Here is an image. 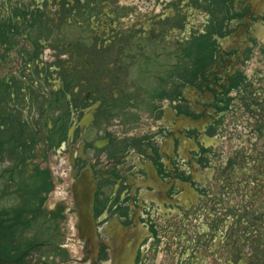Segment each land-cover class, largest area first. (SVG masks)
Segmentation results:
<instances>
[{
    "label": "flooded vegetation",
    "instance_id": "af4514ba",
    "mask_svg": "<svg viewBox=\"0 0 264 264\" xmlns=\"http://www.w3.org/2000/svg\"><path fill=\"white\" fill-rule=\"evenodd\" d=\"M0 264H264V0H0Z\"/></svg>",
    "mask_w": 264,
    "mask_h": 264
},
{
    "label": "water",
    "instance_id": "95a60500",
    "mask_svg": "<svg viewBox=\"0 0 264 264\" xmlns=\"http://www.w3.org/2000/svg\"><path fill=\"white\" fill-rule=\"evenodd\" d=\"M74 187L75 186H73V189ZM76 192L80 193V186L78 187ZM75 201H76V207H77V217H78L79 223L83 227V232H84L82 233L81 237L82 239H85L86 243H89L92 245L93 244V242L91 241L92 235H90L89 231L87 230V227H85L86 225L85 218L90 214V211H89L90 198L85 197V195H79L78 197L75 198Z\"/></svg>",
    "mask_w": 264,
    "mask_h": 264
}]
</instances>
